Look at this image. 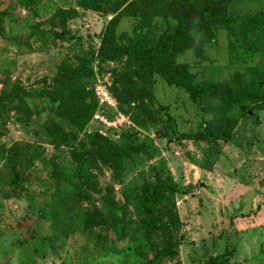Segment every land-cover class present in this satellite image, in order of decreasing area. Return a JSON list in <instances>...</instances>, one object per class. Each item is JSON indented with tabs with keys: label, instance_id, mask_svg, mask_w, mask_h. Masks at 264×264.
<instances>
[{
	"label": "rangeland",
	"instance_id": "obj_1",
	"mask_svg": "<svg viewBox=\"0 0 264 264\" xmlns=\"http://www.w3.org/2000/svg\"><path fill=\"white\" fill-rule=\"evenodd\" d=\"M233 3L250 8L240 13L264 11V0ZM77 5L78 0H0V101L16 85L28 92L40 89L44 77L52 78L60 64L77 65L78 58L92 61L96 77H113L119 64L101 63L94 57L111 15ZM59 10L66 13L72 36L67 40L56 39L50 31L51 19ZM53 21L60 25L54 32H61L60 18ZM134 28L132 21L125 20L118 34L131 35ZM261 47L250 54L239 44L232 48L223 31L216 43L205 47L208 62L199 63L190 53L178 60L190 65L197 82L230 83L236 76L250 81L257 72L264 75ZM155 97L176 120L181 139L158 137V125L141 129L133 144L146 149L126 159L117 174L101 165L88 167L99 186L83 200L69 182L56 183L51 164L55 160L61 172L73 174L70 153L78 151L81 143L89 148V136L33 97H25L27 105L22 107L27 124L17 121L18 109L8 108L0 114V264H113L106 257L109 246L117 244L121 250L130 238L120 242L108 228L95 233L85 230L82 218L94 206L108 223L119 214L128 223L130 237L141 228L142 188L156 184L157 176L187 191L174 195L175 208L163 213L166 220L179 219L173 239L175 255L163 264H206L223 256L229 264H264V110H254L253 116L234 110L230 115L237 125L230 140L220 142L217 151H212L206 142L195 138L202 121L209 117L185 92L157 79ZM52 125L65 131L69 145L56 148L50 144L46 129ZM92 127L91 131L101 129ZM108 133L114 136L120 132L111 129ZM12 148L19 152L13 159L15 177L8 164ZM36 152L43 160L33 156ZM111 198L117 210L111 207ZM98 232L104 237L95 243ZM150 244L165 248L167 238L155 233ZM139 259L136 253L125 254L121 264Z\"/></svg>",
	"mask_w": 264,
	"mask_h": 264
},
{
	"label": "trees",
	"instance_id": "obj_2",
	"mask_svg": "<svg viewBox=\"0 0 264 264\" xmlns=\"http://www.w3.org/2000/svg\"><path fill=\"white\" fill-rule=\"evenodd\" d=\"M233 2L78 0V8L112 17L94 57L101 63L112 62L120 66L110 79V92L119 103V111L130 118L133 126L117 135H105L99 128L91 131L92 126H95L91 125L93 117L100 109L93 92L98 73L91 68L92 61L83 58L77 59V65L60 64L52 78H43L39 83L40 89L28 92L21 85H16L11 94L0 101V114L8 108L18 109L20 115L17 121L27 124L26 112L22 107L27 105L25 97H33L78 132L89 136V148L81 143L78 151L72 150L70 153L75 165L73 174L61 172L55 160L51 164V174L56 183L60 184L62 180L69 182L80 200L88 198L90 191L96 192L99 186L89 166L109 167L113 174H117L123 169L126 159L146 149L144 145L138 147L133 144L141 129L147 130L150 125H158V137L181 139L176 120L168 111L164 112L165 108L159 106L155 97L157 79L168 87L185 92L190 102L205 117H209L202 121L195 138L206 142L212 151H217L219 143L230 140L236 128V120L230 115L234 110L247 116H253L254 110H264V75L257 72L250 81L236 76L230 83L197 82L190 65L178 59L190 53L195 61L208 62L205 47L216 43L219 33L223 31L228 34L232 48L239 44L247 54L260 51L261 45L264 46V11L234 14L230 12ZM65 16L66 13L59 10L51 19L50 31L56 39L72 38L67 30ZM58 18L62 24L61 32L55 33L60 25L53 20ZM125 20L135 25L131 35L118 34V28ZM46 133L50 144L56 148L69 145V136L59 125H52L46 129ZM8 153V164L15 177L13 159L19 152L12 148ZM26 153L31 154L28 150ZM33 156L43 160L41 153L36 152ZM186 192L183 187L169 184L160 176H157L156 184L144 185L142 213L138 222L141 228L131 233L130 237L128 223L119 214L108 223L97 206L85 212L83 226L94 233L112 229L120 242L130 238L121 250L117 244L109 246L106 257L113 264H121L123 255L133 253L140 258L133 264H163L175 255L174 231L179 225L178 217L166 220L163 213L170 207L175 208L174 195ZM110 205L113 210L118 209L112 198ZM155 233H163L167 238L165 248L151 246L150 241ZM103 237V233L95 234V243ZM206 264H229V261L226 256L215 257Z\"/></svg>",
	"mask_w": 264,
	"mask_h": 264
},
{
	"label": "built area",
	"instance_id": "obj_3",
	"mask_svg": "<svg viewBox=\"0 0 264 264\" xmlns=\"http://www.w3.org/2000/svg\"><path fill=\"white\" fill-rule=\"evenodd\" d=\"M110 86V79L102 80L97 76L93 87L100 109L95 113L91 125H98L105 135H109L111 129L121 132L133 126L130 118L119 111V103L111 94Z\"/></svg>",
	"mask_w": 264,
	"mask_h": 264
},
{
	"label": "crops",
	"instance_id": "obj_4",
	"mask_svg": "<svg viewBox=\"0 0 264 264\" xmlns=\"http://www.w3.org/2000/svg\"><path fill=\"white\" fill-rule=\"evenodd\" d=\"M244 9H250V8H247L246 7V5H245V8H243V7H241V4L239 5V4H237V6L236 5H234V3L231 5V7H230V12L231 13H234V14H243V13H240V12H238V11H242V10H244Z\"/></svg>",
	"mask_w": 264,
	"mask_h": 264
},
{
	"label": "water",
	"instance_id": "obj_5",
	"mask_svg": "<svg viewBox=\"0 0 264 264\" xmlns=\"http://www.w3.org/2000/svg\"><path fill=\"white\" fill-rule=\"evenodd\" d=\"M204 185H201V187H203Z\"/></svg>",
	"mask_w": 264,
	"mask_h": 264
}]
</instances>
